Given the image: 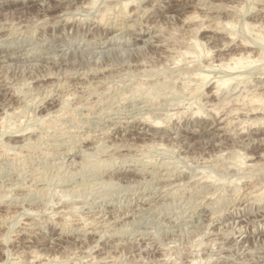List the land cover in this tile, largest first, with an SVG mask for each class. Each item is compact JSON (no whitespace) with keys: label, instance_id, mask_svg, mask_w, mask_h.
Masks as SVG:
<instances>
[{"label":"rangeland","instance_id":"obj_1","mask_svg":"<svg viewBox=\"0 0 264 264\" xmlns=\"http://www.w3.org/2000/svg\"><path fill=\"white\" fill-rule=\"evenodd\" d=\"M262 54L264 0H0V264H264Z\"/></svg>","mask_w":264,"mask_h":264},{"label":"bare ground","instance_id":"obj_2","mask_svg":"<svg viewBox=\"0 0 264 264\" xmlns=\"http://www.w3.org/2000/svg\"><path fill=\"white\" fill-rule=\"evenodd\" d=\"M179 1V0H178ZM95 4V3H94ZM91 5V4H90ZM97 5V4H96ZM127 6H128V4H127ZM180 6V5H179ZM87 7V6H86ZM91 7H95L94 5H92ZM103 7H104V5H103ZM102 8V7H101ZM182 8H184V7H182ZM123 10V9H122ZM207 10V9H206ZM111 12V11H110ZM213 13V12H212ZM107 14V13H106ZM130 17H131V15H130ZM194 17H196V16H194ZM104 18V17H103ZM190 19V18H189ZM193 19V18H192ZM87 20V19H86ZM205 20H206V18H205ZM210 20V19H209ZM81 21H82V19H81ZM101 21V20H100ZM189 21V20H188ZM215 21V20H214ZM62 22V21H61ZM86 23V22H85ZM113 23V22H112ZM227 23V22H226ZM192 24V23H191ZM229 24V23H228ZM231 24V23H230ZM97 25H99V24H97ZM116 25H117V23H116ZM120 25V24H119ZM231 25H234V23L233 24H231ZM230 25V26H231ZM188 26V25H187ZM227 26V25H226ZM229 26V27H230ZM76 27V26H75ZM129 27V26H128ZM232 27V26H231ZM246 27V26H245ZM248 27V26H247ZM255 27H257V26H251L250 28H251V30L252 31H254L255 32V30L257 31V29H255ZM110 28V27H109ZM113 28V27H112ZM121 28V27H120ZM122 29V28H121ZM150 29H151V27H150ZM202 29V28H201ZM248 29V28H247ZM258 30H260V29H258ZM4 31V30H3ZM230 31H232V30H230ZM242 33V32H241ZM253 34V33H252ZM231 35V34H230ZM236 35V34H235ZM234 35V36H235ZM117 36V35H116ZM154 36V35H153ZM228 37V36H227ZM231 37V36H230ZM257 38H258V40L260 39V34H259V36H256ZM256 38V39H257ZM234 39V38H233ZM260 40H262V39H260ZM233 41V40H232ZM257 42V41H256ZM259 42V41H258ZM144 43V42H143ZM198 43V42H197ZM246 44V43H245ZM245 44L243 45V46H245ZM109 45V44H108ZM111 45V44H110ZM109 45V46H110ZM248 45V44H247ZM144 47V46H143ZM142 47V48H143ZM140 49H141V47H139ZM119 50V49H118ZM130 51V50H129ZM124 52V51H123ZM126 52V51H125ZM136 52V51H135ZM186 52V51H185ZM189 52V51H188ZM200 52V51H199ZM241 52V51H240ZM263 52V51H262ZM87 53V52H86ZM121 53V52H120ZM127 53V52H126ZM180 53V52H179ZM187 53V52H186ZM197 53H198V51H197ZM201 53V52H200ZM237 53V52H236ZM243 53V52H242ZM242 53H240V54H242ZM248 53V52H247ZM254 53V52H253ZM257 53V52H256ZM259 53V52H258ZM29 54V53H28ZM113 54V53H112ZM130 54V53H129ZM183 54V53H182ZM202 54V53H201ZM209 54V53H208ZM213 54V53H212ZM244 54V55H243ZM242 55H239L238 57L236 56V57H232L230 60H228L229 62H227V63H222V64H220L219 66H218V68L220 67V68H223V69H226V70H228V72L229 73H231L230 74V76L232 77V79H228V80H222V82H215L216 83V86H215V88L214 89H217V90H219V88L222 86V85H230L229 84V81L231 82V81H233V80H238V79H240L243 75H244V73H243V71L244 70H246V69H248V67H249V69H250V67H252V64L253 63H255V61H253V58L250 56V54L248 55L247 54V56L245 55V53H243ZM92 55V54H91ZM105 55V54H104ZM124 55V54H123ZM193 55H195V54H193ZM253 55V54H252ZM257 55H259V54H257ZM262 55H264V54H262ZM98 56V55H97ZM200 56V55H199ZM34 57V56H33ZM197 57V56H196ZM257 57V56H256ZM259 57V56H258ZM45 58V57H44ZM194 58V57H193ZM261 58V57H260ZM258 59V62L259 61H262L263 62V58L264 57H262L261 59ZM199 59V58H198ZM255 59H257V58H255ZM196 62V61H195ZM198 62V61H197ZM212 62V61H211ZM190 63V62H189ZM13 64V63H12ZM102 65V64H101ZM200 65V64H199ZM254 65V64H253ZM260 65V64H259ZM123 67V66H122ZM219 68V69H220ZM24 69V68H23ZM107 69V68H106ZM207 70H209V68L207 69ZM225 70V71H226ZM106 71V70H105ZM109 71V70H108ZM192 74V73H191ZM191 76V75H190ZM201 77V79L203 80V81H207L209 78H208V76H205V75H201L200 76ZM210 77V76H209ZM218 78V77H217ZM244 78V77H243ZM246 78V77H245ZM242 81V80H241ZM260 83H262V82H260ZM214 85V84H213ZM145 86V85H144ZM204 86V85H203ZM142 87V86H141ZM136 88V87H135ZM199 88V87H198ZM197 88V89H198ZM111 89V88H110ZM139 89V88H138ZM148 89V88H147ZM264 89V88H263ZM143 91V90H142ZM212 93V92H211ZM216 94V93H215ZM72 95V94H71ZM258 97V96H257ZM261 97V96H260ZM56 98V97H55ZM57 99V98H56ZM65 99V98H64ZM63 99V100H64ZM242 99V98H241ZM252 99V98H251ZM253 101H256V102H262L263 103V100H261L260 98L259 99H255V100H253ZM68 102V101H67ZM46 104V103H45ZM65 104V103H64ZM150 104V103H149ZM67 105H68V103H67ZM153 105V104H152ZM92 107V106H91ZM151 107V106H150ZM200 111H201V109H199ZM259 110V109H258ZM256 111V110H255ZM254 111V113H256ZM153 113V112H152ZM156 113V112H155ZM178 114V113H177ZM97 115V114H96ZM198 115V114H197ZM252 115H254L253 113L251 114V116ZM55 116V115H54ZM9 117V116H8ZM57 117V116H56ZM65 117V116H64ZM102 117V116H101ZM176 117V116H175ZM143 118V117H142ZM153 118V117H152ZM156 118V117H155ZM46 119V118H45ZM146 119V118H145ZM168 119V118H167ZM171 119V118H170ZM250 119V118H249ZM9 120V119H8ZM7 120V121H8ZM165 120V119H164ZM2 121V120H1ZM15 123V122H14ZM155 124V123H154ZM169 124V123H168ZM9 125V124H8ZM16 125V124H15ZM49 125V124H48ZM155 125H157L156 127H158V125H160V121L158 122L157 121V123L155 124ZM154 125V126H155ZM11 126V125H10ZM153 126V125H152ZM20 127V126H19ZM162 127V126H161ZM0 128H1V126H0ZM8 128V127H7ZM6 128V129H7ZM11 128V127H10ZM9 128V129H10ZM14 128H15V126H14ZM214 128V127H213ZM3 129V128H2ZM12 129V128H11ZM5 130V129H4ZM14 130V129H13ZM15 131H16V128H15ZM29 131V130H28ZM141 131V130H140ZM17 132V131H16ZM27 132V131H26ZM9 134V133H8ZM15 134V133H14ZM24 134V133H23ZM23 137V136H22ZM155 137V136H154ZM28 138V137H27ZM25 140V139H24ZM29 143V142H28ZM155 143V142H154ZM152 146V145H151ZM156 146V145H155ZM240 159H242V158H240ZM242 163V162H241ZM243 164V163H242ZM260 189V188H259ZM258 193V192H257ZM263 193V192H262ZM259 195V194H258ZM261 195V194H260ZM262 196H264V195H262ZM264 199V198H263ZM260 200V199H259ZM65 210V209H64ZM137 215V214H136ZM11 216V215H10ZM7 217H8V215H7ZM2 220V219H1ZM82 222V221H81ZM84 222V221H83ZM93 226V225H92ZM96 226V225H95ZM88 230V229H87ZM92 230V229H91ZM90 230V231H91ZM102 232V231H101ZM75 240V239H74ZM37 245V244H36ZM116 247V246H115ZM85 249V248H84ZM4 253V252H3ZM25 253V252H24ZM19 255V254H18ZM38 256H40V255H38ZM43 256V255H42ZM16 257V256H15ZM34 259H35V257H34ZM33 259V260H34ZM38 260V259H37ZM87 260V259H86ZM85 260V261H86ZM93 261V260H92ZM38 262V261H37ZM75 263V262H74ZM76 264V263H75ZM99 264V263H98Z\"/></svg>","mask_w":264,"mask_h":264}]
</instances>
